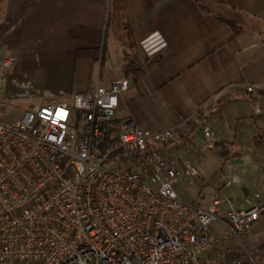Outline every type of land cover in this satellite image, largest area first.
Here are the masks:
<instances>
[{
	"label": "crops",
	"instance_id": "crops-1",
	"mask_svg": "<svg viewBox=\"0 0 264 264\" xmlns=\"http://www.w3.org/2000/svg\"><path fill=\"white\" fill-rule=\"evenodd\" d=\"M221 7L232 10L239 34L218 17ZM121 23L127 48L120 60L112 46ZM2 54L14 60L0 93L2 113L11 104L24 113L32 104L71 103L98 82L127 77L111 72L137 62L151 90L140 94L128 77L119 120L133 118L150 131L178 129L167 145L172 156L188 140L201 141L206 127L224 144L227 158L215 147L197 153L205 178L181 179V199L198 205L230 198L243 208L264 200V0H0ZM250 84L255 94L246 91ZM220 211L212 233L226 239V254L242 252L223 203ZM252 231L245 248L264 264V213Z\"/></svg>",
	"mask_w": 264,
	"mask_h": 264
},
{
	"label": "built area",
	"instance_id": "built-area-1",
	"mask_svg": "<svg viewBox=\"0 0 264 264\" xmlns=\"http://www.w3.org/2000/svg\"><path fill=\"white\" fill-rule=\"evenodd\" d=\"M13 64L0 56V93ZM130 86L128 77L98 82L71 103L32 104L12 122L0 119V264H263L245 245L264 200L246 208L230 198L182 200L177 184L204 180L196 155L214 149V134L204 128L201 141L172 156L178 129L118 119ZM5 106L0 97V115ZM221 203L240 253L226 254V239L211 231ZM215 252L221 261L208 260Z\"/></svg>",
	"mask_w": 264,
	"mask_h": 264
},
{
	"label": "trees",
	"instance_id": "trees-1",
	"mask_svg": "<svg viewBox=\"0 0 264 264\" xmlns=\"http://www.w3.org/2000/svg\"><path fill=\"white\" fill-rule=\"evenodd\" d=\"M200 7L203 11L212 12L207 5H203L200 3ZM231 11L232 10H226V8L221 7L220 9H218L217 15L220 19L228 23L233 28L236 34H239L242 28L237 25L236 17ZM125 75L133 80V83L140 92V94L146 95L150 92L151 88L148 84L147 77L143 72L141 66L137 62L133 60H129L127 62L125 66ZM221 147L223 148L224 144H215V150H217L218 153L227 158V156L222 152Z\"/></svg>",
	"mask_w": 264,
	"mask_h": 264
},
{
	"label": "rangeland",
	"instance_id": "rangeland-1",
	"mask_svg": "<svg viewBox=\"0 0 264 264\" xmlns=\"http://www.w3.org/2000/svg\"><path fill=\"white\" fill-rule=\"evenodd\" d=\"M109 25H110V30H109L110 38H109L108 42L111 45V42L113 40L112 35L114 33V31H113L114 15H111ZM115 33H116L117 37L114 38L115 46H112V48L115 51L116 58L121 60V59H123V56H124L123 51L126 50V48H127V45H126L127 42H126V40H125L126 38L124 36L125 33L123 31V23H121L120 27L118 26V30ZM107 68L108 67L106 66V69H105L106 74L108 71ZM124 72L123 71H117V69H115L111 73L113 75L120 74V76H126ZM22 115H23V112H20V109L17 106H14L11 104V105H8V107L5 109V111H3V113H1L0 119L4 120L5 122H12V121L16 120L17 118L21 117Z\"/></svg>",
	"mask_w": 264,
	"mask_h": 264
}]
</instances>
